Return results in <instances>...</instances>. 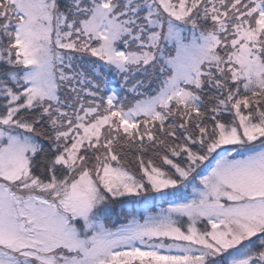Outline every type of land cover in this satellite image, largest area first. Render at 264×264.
Returning a JSON list of instances; mask_svg holds the SVG:
<instances>
[{
    "label": "snow or ice",
    "instance_id": "obj_1",
    "mask_svg": "<svg viewBox=\"0 0 264 264\" xmlns=\"http://www.w3.org/2000/svg\"><path fill=\"white\" fill-rule=\"evenodd\" d=\"M0 264H264V0H0Z\"/></svg>",
    "mask_w": 264,
    "mask_h": 264
},
{
    "label": "trees",
    "instance_id": "obj_2",
    "mask_svg": "<svg viewBox=\"0 0 264 264\" xmlns=\"http://www.w3.org/2000/svg\"><path fill=\"white\" fill-rule=\"evenodd\" d=\"M116 222H117V223H121V222H123V221H122V219L117 218V219H116Z\"/></svg>",
    "mask_w": 264,
    "mask_h": 264
}]
</instances>
